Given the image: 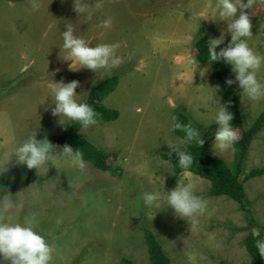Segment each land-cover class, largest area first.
<instances>
[{"label": "rangeland", "instance_id": "374dc122", "mask_svg": "<svg viewBox=\"0 0 264 264\" xmlns=\"http://www.w3.org/2000/svg\"><path fill=\"white\" fill-rule=\"evenodd\" d=\"M38 2L35 11L22 10V4H0V70L6 75L0 81V88L4 86L0 93V151L7 149L12 155L16 144L34 132L37 140L65 132L69 124L61 125L49 107L53 82L79 81L76 99L84 101L92 86L122 72L115 90L102 102L119 112L116 123L80 129L88 142L115 156L109 161L122 173L112 176L90 165L81 173L67 165L57 147V158L35 170L37 181L0 201V222L33 217L36 230L53 248L51 264H119L121 258L149 264L144 228L154 233L170 264H249L244 239L249 233H261L264 238V176L244 182L245 203L254 221L251 225L235 202L208 195L207 180L187 172L174 174L171 163L161 159L162 153H175L165 142L181 140L171 129L172 118L180 112L208 138L211 157L230 166L234 162L232 147L217 153L213 147L218 125L212 123L216 111L212 100L218 101L219 96L208 83L211 69L198 64L194 70L187 63L196 55L193 45L203 29L208 39L224 32V44L217 51L230 39L227 22L208 17L215 0H99V8L96 0H85L94 13L92 20L74 10V2L79 7L80 0ZM254 11L250 44L264 54V4H257ZM106 16L112 18L110 29L97 23ZM65 23H72L78 35L91 41L89 46L118 43L120 66L110 75L103 70H71L70 61L64 60L60 36ZM202 68H207L203 76ZM228 69L234 79L230 65ZM27 73L39 80H30ZM259 78L264 83V67ZM234 86L247 128L264 111V99L249 101ZM45 98L49 101L42 104ZM220 102L225 103L221 98ZM61 122L67 123L63 118ZM235 131L239 138L241 132ZM6 165L7 169L19 166L14 157L0 153V167ZM259 167H264V130L250 144L240 180ZM178 181L195 182L196 193L209 204L211 215L199 218L198 229L190 230L187 219L179 218L164 202L158 209L143 205V192L169 191Z\"/></svg>", "mask_w": 264, "mask_h": 264}, {"label": "clouds", "instance_id": "9594fccd", "mask_svg": "<svg viewBox=\"0 0 264 264\" xmlns=\"http://www.w3.org/2000/svg\"><path fill=\"white\" fill-rule=\"evenodd\" d=\"M257 4H264V0H215L208 17L214 21H226V31L230 39L227 45L220 48L219 51L216 49L219 45L224 44V32H221L218 38H209L206 44L208 65L221 60L230 65L234 79L226 78L225 85L237 84L242 89L245 98L252 102L264 99V83L259 78V73L264 67V54L254 50L250 44V38L253 36L250 16L255 12L254 8ZM39 7L38 0H32L33 10H38ZM95 7H100L99 0H96ZM90 9L91 7L85 0H80L79 7L74 2V10L79 15H85L87 19L92 20L94 13ZM246 9L251 12L245 11ZM97 23L99 27L110 29L112 18L106 16L98 19ZM60 36L63 41L62 48L66 53L64 60L70 61L69 68L71 70L87 68L95 73L98 70H103L105 75H110L111 70L119 67L122 63L121 57L116 54L120 47L118 43H97L95 46H89L91 41L78 35L72 23H65V30L60 32ZM187 63L195 70L199 62L194 58H189ZM202 69L204 70L203 74H201ZM202 69H200L201 76L207 71V68ZM92 83L94 85L95 81ZM79 86V81L72 80L67 83L53 82L49 88L51 115L58 117V122L61 125L79 124L81 127L87 128L97 122L98 114L95 110L87 102L76 99L80 95L75 91ZM46 100L49 101V98H45L42 104ZM212 103L216 105L212 123L218 125L213 133V147L217 153V150L224 151L232 147L237 142L238 135L232 127L234 117L229 110L230 103H221L220 98L218 101L213 99ZM52 104L54 107H51ZM62 118L67 123H62ZM172 119L171 129L173 131L183 130L186 136L179 142L168 141L165 143L172 152H175L179 168L186 170L191 166L193 157L183 145L195 140L202 146L204 140L201 138L200 132L191 125H181L175 122V117ZM54 148L56 146L47 138L37 140L36 132H34L16 144L12 158L14 157L17 164L29 170H38L47 161L57 158ZM169 154L171 155V152ZM58 155L62 156L70 167L81 173L87 168V162L78 149L65 145ZM7 165L0 167V173L7 170ZM141 198L143 205L150 209H158L161 202L166 203V208L170 207L179 218L187 219L190 223V230L199 228L200 217L211 215L207 200L196 193V184L192 181L184 183L178 181L177 186L169 191H145ZM254 246L259 255L264 258V239H256ZM52 260L53 248L46 238L36 230L33 217H25L22 222H0V264H4V262H10V264H51Z\"/></svg>", "mask_w": 264, "mask_h": 264}, {"label": "trees", "instance_id": "16d2710c", "mask_svg": "<svg viewBox=\"0 0 264 264\" xmlns=\"http://www.w3.org/2000/svg\"><path fill=\"white\" fill-rule=\"evenodd\" d=\"M19 1V0H8ZM208 37L205 29L202 30V35L194 42V49L196 55L194 57L201 65L207 64V44ZM211 73L209 76V84L216 94L224 102L230 103V111L233 113L232 127L234 130L241 132L237 142L232 146L234 162L230 166L225 161L215 159L209 155L208 152V138L202 135L204 144L200 146L195 140L189 141L185 144L186 150L192 155L193 160L191 166L182 170L177 163V156L175 153H162L161 159L169 161L172 165L174 174H181L184 172L195 175L201 179L209 182L208 195L211 197H226L235 202L239 209L249 217V223L254 225L252 218V212L245 203L246 195L244 191V182L264 176V167L253 168L249 170L240 180V175L243 173V164L247 158L248 150L251 142L255 136L264 130V111L260 113L253 123L245 128L243 118L239 107V95L235 90L234 84L231 86L225 85L226 78H232L228 65L222 60L214 62L209 65ZM30 80H39L37 75L27 73ZM122 74H115L110 77H106L92 86L84 102H87L98 114L96 123H111L118 119L119 112L114 109H108L103 106V100L109 96L116 88L118 79ZM20 79V78H19ZM18 81V80H15ZM10 82L13 85L15 82ZM4 86L0 88V93L4 91ZM2 91V92H1ZM175 122L181 125H194L183 114L177 113ZM82 127L79 124H69L64 133L57 137L47 138L53 145L62 150L63 146L68 145L73 149H78L83 159L93 166L95 169L101 172H107L112 176H120V168L113 167L110 163V158L115 156L98 149L96 146L88 142L80 135V129ZM175 136L183 140L186 133L183 130L173 131ZM55 150V148H54ZM36 169H27L26 167L19 165L16 168L6 170L0 173V201L9 196L13 191L23 189L28 185L38 180V176L35 172ZM143 238L147 248V257L149 264H170V259L163 250L161 243L157 240L154 233L144 228ZM256 239H264L261 233L253 235L249 233L244 239L245 250L250 258L249 264H264V258H262L258 251L255 249L254 242ZM119 264H134L127 258H121ZM219 264H229L225 261H221Z\"/></svg>", "mask_w": 264, "mask_h": 264}, {"label": "crops", "instance_id": "0c3cea01", "mask_svg": "<svg viewBox=\"0 0 264 264\" xmlns=\"http://www.w3.org/2000/svg\"><path fill=\"white\" fill-rule=\"evenodd\" d=\"M4 4V5H7L8 4V6H10V7H16V5L17 4H22L23 6H24V8L22 9V10H25V9H28V8H32V4H30V3H32V0H28V1H25V2H20V3H17V2H15V3H11V2H8V1H5V0H0V4ZM21 5V6H22ZM64 7H68V8H71L72 9V7H70L68 4H65V6ZM70 9V10H71ZM24 71V66L22 67V68H20V72L22 73ZM5 73L4 72H2L1 70H0V81H2L3 79H6L5 78ZM210 76V75H209ZM8 78V77H7ZM208 83H209V78H208ZM104 106V105H103ZM107 108V107H106ZM108 109H110V108H108ZM115 110V109H114ZM117 121V120H116ZM116 121L114 122V123H116ZM80 133V132H79ZM81 135V134H80ZM88 141V140H87ZM92 144V143H91ZM159 144V143H158ZM94 145V144H93ZM94 146H96V145H94ZM97 147V146H96ZM98 148V147H97ZM99 149V148H98ZM101 150V149H100ZM4 151L5 152H3V151H0V153H1V155L4 153V154H6V156H7V154H8V156L9 157H11L12 155L10 154V151L9 150H7V149H4ZM102 151H104V150H102ZM105 152V151H104ZM11 155V156H10ZM68 165V164H67ZM88 165H90V164H88L87 163V166ZM91 166V165H90ZM93 167V166H92ZM94 168V167H93ZM12 169V168H11ZM7 170H9V169H7ZM97 170V169H96ZM99 171V170H98ZM5 172V171H4ZM7 197H9V196H7ZM5 199V198H4ZM3 199V200H4ZM3 200H1V203H2V201Z\"/></svg>", "mask_w": 264, "mask_h": 264}]
</instances>
